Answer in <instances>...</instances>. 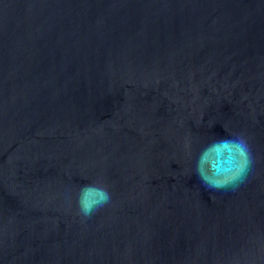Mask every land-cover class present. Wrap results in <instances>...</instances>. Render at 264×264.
<instances>
[{"label": "water", "instance_id": "obj_1", "mask_svg": "<svg viewBox=\"0 0 264 264\" xmlns=\"http://www.w3.org/2000/svg\"><path fill=\"white\" fill-rule=\"evenodd\" d=\"M236 132L206 191L186 142ZM0 264H264V0H0Z\"/></svg>", "mask_w": 264, "mask_h": 264}, {"label": "clouds", "instance_id": "obj_2", "mask_svg": "<svg viewBox=\"0 0 264 264\" xmlns=\"http://www.w3.org/2000/svg\"><path fill=\"white\" fill-rule=\"evenodd\" d=\"M186 154L193 164L202 187L210 192H235L248 179L255 163L248 137L243 132L212 135L193 156V142L186 144ZM71 199V194H66ZM112 193L108 185L93 181L79 187L75 193L77 214L91 219L99 210L109 206Z\"/></svg>", "mask_w": 264, "mask_h": 264}]
</instances>
